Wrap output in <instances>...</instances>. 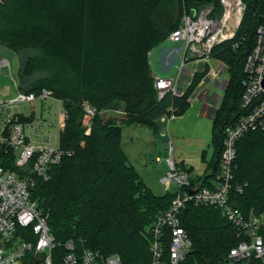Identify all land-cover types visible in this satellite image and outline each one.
<instances>
[{
  "label": "trees",
  "instance_id": "1",
  "mask_svg": "<svg viewBox=\"0 0 264 264\" xmlns=\"http://www.w3.org/2000/svg\"><path fill=\"white\" fill-rule=\"evenodd\" d=\"M245 2L237 36L212 54L228 65L229 86L212 117L214 158L205 174L191 175L201 186L217 179L225 131L244 113V63L255 45L264 0ZM206 3L217 0H6L1 6L0 46L20 58L21 90L39 94L48 89L67 110L60 146L69 153L51 167L50 179H39L33 190L58 240L73 238L78 248L118 253L125 263L151 260L150 229L176 192H153L123 149L122 126L103 112L122 107L128 124L155 131L165 113L185 112L190 91L180 98L172 93L158 98L149 55L180 26L186 9ZM29 50L36 53L26 54ZM41 71L50 74L40 76ZM84 101L98 111L91 121ZM237 147L231 203L245 213H262L264 131L247 132ZM1 158L15 168V154L2 150ZM237 185H243L242 192ZM181 220L193 241L190 262L217 263L240 242L236 228L216 207L187 204Z\"/></svg>",
  "mask_w": 264,
  "mask_h": 264
},
{
  "label": "built area",
  "instance_id": "2",
  "mask_svg": "<svg viewBox=\"0 0 264 264\" xmlns=\"http://www.w3.org/2000/svg\"><path fill=\"white\" fill-rule=\"evenodd\" d=\"M5 1L0 0V8ZM247 8L245 0H217V4L206 3L184 11L180 26L167 38L176 46L165 51L161 66L167 71L172 64L181 63L170 78L153 74L158 98L168 93L180 98L190 91L188 103L206 98L213 117L222 97L216 92L210 94L206 87L228 72V65L212 54L217 45L237 36ZM262 18L255 45L244 63V113L225 131L217 179L211 186L193 183L189 172L180 170L173 157L168 159L170 170L162 183L165 191H170L173 184L178 190L171 206L157 216L150 229L151 260L146 264H209L189 261L193 241L182 225L181 214L190 203L218 208L238 232L240 242L213 264H264V212L245 213L231 203L237 143L249 131H264V12ZM242 42L243 39L236 41L233 47L238 48ZM214 59L221 62L217 68L212 64ZM3 66L9 67L18 96L0 104V264H135L125 263L118 253L105 255L100 250L78 248L73 238L65 241L56 238L49 215L33 197V190L39 179H50L51 167L59 164L69 151L60 146L59 140L55 141L52 133H44L46 121L22 120L21 116L32 114L26 115L15 108L47 98L62 101L48 89L39 94L21 90L10 60L0 58V76ZM198 74L202 77L194 86ZM227 80L216 81L215 85L221 87ZM84 110L90 121L98 112L89 102L84 103ZM172 116L175 115L165 113L160 119L167 122ZM63 125L64 120L59 125L61 130ZM2 150L15 154V168L3 163ZM236 190L242 192L243 185H237ZM58 249L62 251L55 254Z\"/></svg>",
  "mask_w": 264,
  "mask_h": 264
},
{
  "label": "rangeland",
  "instance_id": "3",
  "mask_svg": "<svg viewBox=\"0 0 264 264\" xmlns=\"http://www.w3.org/2000/svg\"><path fill=\"white\" fill-rule=\"evenodd\" d=\"M175 46V43L166 40L151 51L149 57L153 73L163 78H170L177 73L181 62L172 64L167 71L161 66L165 51L171 50ZM29 53L35 54L36 51L29 50L26 52V54ZM0 58L10 60L13 76L19 82V56L5 51L0 46ZM212 64L217 68L221 62L214 59ZM39 74L40 76H48L50 73L41 71ZM224 79H228L225 85L221 87L215 85L216 81ZM216 81H213L206 88L210 94L216 92L223 97L224 91L229 86L228 72H225ZM17 96L18 91L10 75V69L8 66H3L0 76V104L12 101ZM61 101L60 103L47 98L45 101L37 100L32 104H21L15 109L18 112H24L26 115L32 114L38 122L46 121L47 125L43 128L44 133L46 135L52 133L55 141L58 142L59 140L60 142V134L65 128L67 119V110L64 101ZM207 102L206 98H196L189 104L184 113L172 116L167 122L160 119L158 131L138 123L128 124L127 113L122 107L103 113L106 118H112L116 124L122 126L123 149L127 153L130 163L153 192L157 194L165 192L162 180L170 170L168 161L170 157L174 158L180 170H184L183 164L186 168H191V175L195 177L205 173V170L208 169L214 158L215 146L213 143V118L203 113ZM85 114L87 116V113ZM88 119L85 118V124L89 122ZM62 120H64V125L61 130L59 125ZM177 190L178 186L173 184L171 191L175 193Z\"/></svg>",
  "mask_w": 264,
  "mask_h": 264
},
{
  "label": "crops",
  "instance_id": "4",
  "mask_svg": "<svg viewBox=\"0 0 264 264\" xmlns=\"http://www.w3.org/2000/svg\"><path fill=\"white\" fill-rule=\"evenodd\" d=\"M153 74H155V73H153ZM203 113H204V114H207L210 118H212L211 110H210V108L208 107L207 104L204 106ZM206 171H207V170H205V172H206ZM203 174H205V173H203ZM203 174H200V175H203Z\"/></svg>",
  "mask_w": 264,
  "mask_h": 264
}]
</instances>
